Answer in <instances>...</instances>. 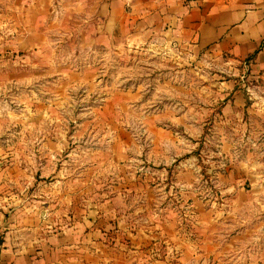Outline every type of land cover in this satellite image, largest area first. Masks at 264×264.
<instances>
[{
	"label": "rangeland",
	"instance_id": "rangeland-1",
	"mask_svg": "<svg viewBox=\"0 0 264 264\" xmlns=\"http://www.w3.org/2000/svg\"><path fill=\"white\" fill-rule=\"evenodd\" d=\"M9 1L0 212L113 264H264V77L158 35L106 41L71 3L31 46Z\"/></svg>",
	"mask_w": 264,
	"mask_h": 264
},
{
	"label": "crops",
	"instance_id": "crops-1",
	"mask_svg": "<svg viewBox=\"0 0 264 264\" xmlns=\"http://www.w3.org/2000/svg\"><path fill=\"white\" fill-rule=\"evenodd\" d=\"M67 3L106 41L126 32L135 40L158 35L164 44L212 52L264 77V0H10L7 11L24 15L25 25L14 28L23 29L22 41L32 46L33 38L47 35L50 19L69 11ZM0 234V264H113L99 242L88 247L16 211L0 212Z\"/></svg>",
	"mask_w": 264,
	"mask_h": 264
},
{
	"label": "built area",
	"instance_id": "built-area-1",
	"mask_svg": "<svg viewBox=\"0 0 264 264\" xmlns=\"http://www.w3.org/2000/svg\"><path fill=\"white\" fill-rule=\"evenodd\" d=\"M3 245H4L3 237L0 234V252H1L2 248H3Z\"/></svg>",
	"mask_w": 264,
	"mask_h": 264
}]
</instances>
